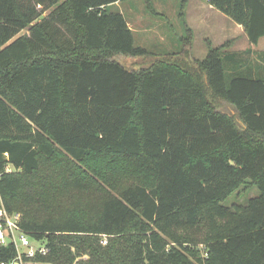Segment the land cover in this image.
I'll return each mask as SVG.
<instances>
[{
    "label": "trees",
    "instance_id": "obj_1",
    "mask_svg": "<svg viewBox=\"0 0 264 264\" xmlns=\"http://www.w3.org/2000/svg\"><path fill=\"white\" fill-rule=\"evenodd\" d=\"M121 1L0 0V216L20 213L42 262L264 264V50L244 64L207 40L194 58L181 0L180 50L153 54ZM206 1L264 36V0ZM247 180L256 196L221 204Z\"/></svg>",
    "mask_w": 264,
    "mask_h": 264
},
{
    "label": "rangeland",
    "instance_id": "obj_2",
    "mask_svg": "<svg viewBox=\"0 0 264 264\" xmlns=\"http://www.w3.org/2000/svg\"><path fill=\"white\" fill-rule=\"evenodd\" d=\"M152 7L157 14L150 13L144 0H125L109 5L110 11H118L131 23L134 45H139L153 54H163L169 52H178L181 48V38L186 34L183 23L179 17L181 0H150ZM208 3L206 0H188L184 8V15L188 26L192 30L191 53L194 58H203L207 53V40L211 45L217 46L226 39L233 36L231 31H227V23H233L227 16L218 10H207ZM53 9L50 8L41 14L45 17ZM211 12V13H210ZM40 17V18H41ZM208 19V20H205ZM64 29V27H61ZM27 34L26 29L18 35ZM15 36V37H16ZM245 44L240 43L238 48L243 49ZM258 48H264V37L259 41ZM123 65L129 69H139L152 62L151 57L137 58L120 55L116 57ZM240 63L248 64L250 54L248 51L241 54L238 58ZM224 70L226 81L231 78L230 70L227 67V60L224 58ZM230 114H236V110L231 106L224 108ZM8 170H13L11 165L7 166ZM248 181L234 190L222 205L233 208L236 205H243L248 198L256 196L258 190L255 186L248 184ZM105 188H108L104 185ZM115 194L114 190L108 189ZM20 214V213H19ZM102 244L106 243V237H102ZM28 241L37 245L42 241L35 240L28 236ZM42 264H54L43 262Z\"/></svg>",
    "mask_w": 264,
    "mask_h": 264
},
{
    "label": "built area",
    "instance_id": "obj_3",
    "mask_svg": "<svg viewBox=\"0 0 264 264\" xmlns=\"http://www.w3.org/2000/svg\"><path fill=\"white\" fill-rule=\"evenodd\" d=\"M20 214L18 212L8 214L4 212L0 216V244L14 245L16 250L15 257L8 262H0V264H42L37 256H44L48 253L49 248L43 242L33 245L28 241V235L21 231L19 227Z\"/></svg>",
    "mask_w": 264,
    "mask_h": 264
},
{
    "label": "crops",
    "instance_id": "obj_4",
    "mask_svg": "<svg viewBox=\"0 0 264 264\" xmlns=\"http://www.w3.org/2000/svg\"><path fill=\"white\" fill-rule=\"evenodd\" d=\"M207 2V1H206ZM116 3V2H115ZM113 3V4H115ZM208 3V2H207ZM207 10L209 11H213L215 10V8L213 6H211L209 3H208V8ZM217 10V9H216ZM211 13V12H210ZM229 18V17H228ZM126 19V18H125ZM230 19V18H229ZM205 20H208V19H205ZM231 20V19H230ZM127 21V24L128 26L130 27V29L132 30L131 28V23L126 19ZM186 21V19H185ZM187 24V22H186ZM188 25V24H187ZM224 26H226L227 28V31H231L230 33L233 34L232 37H230V39H226L225 41H223L222 43H220L219 45L223 44L224 42L226 41H229V44L230 46L227 47L225 49V56L227 58H233L235 61H238V58L241 54H243L244 52L248 51L249 54H250V60L249 62H254L256 61L257 59V54L258 52L260 51H263L264 48H258V43L259 41L264 37H261L259 39V41L256 43V44H251L249 41H248V37H247V34L245 33L243 27L237 23H235L233 21V23H227L225 24ZM189 27V26H188ZM191 29V28H190ZM209 41V40H208ZM243 42L245 44V47L243 49H240L238 48V46L240 45V43ZM217 45V46H219ZM213 46V45H212ZM215 47V46H214ZM206 54V53H205ZM205 56V55H204Z\"/></svg>",
    "mask_w": 264,
    "mask_h": 264
},
{
    "label": "water",
    "instance_id": "obj_5",
    "mask_svg": "<svg viewBox=\"0 0 264 264\" xmlns=\"http://www.w3.org/2000/svg\"><path fill=\"white\" fill-rule=\"evenodd\" d=\"M7 242L10 243V239L9 238L7 239Z\"/></svg>",
    "mask_w": 264,
    "mask_h": 264
}]
</instances>
